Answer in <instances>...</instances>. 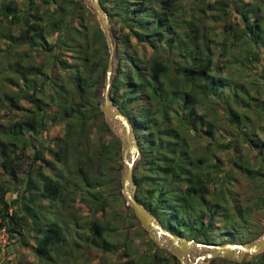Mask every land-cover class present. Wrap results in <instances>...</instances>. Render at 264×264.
I'll return each mask as SVG.
<instances>
[{
	"label": "trees",
	"instance_id": "1",
	"mask_svg": "<svg viewBox=\"0 0 264 264\" xmlns=\"http://www.w3.org/2000/svg\"><path fill=\"white\" fill-rule=\"evenodd\" d=\"M234 1L236 7L233 10L240 17L242 28L237 32L231 22L223 21L222 36L216 23L226 19L229 14L225 0L220 1L224 4L219 8L223 11L220 16L214 14L215 2L204 5L188 2L184 4L186 9L182 5L185 14L179 11L180 0H101L110 16H117L122 22L119 29H113L117 39L118 66L111 93L115 105L130 119L142 152L134 170L136 196L164 227L176 235L208 243L214 241L211 229L216 218L230 220L228 206L216 201L214 207H208L211 213L207 218L204 196L200 194L209 193L207 180L200 171L207 159L194 154L185 130L171 123L168 117L172 111L178 113L179 110L173 107L179 106L183 111L181 122L189 124V119H192L194 134L198 135L199 132L195 128L197 123H203L207 126V133L213 134L214 123L204 113H197L198 92L204 96L213 93L223 100L227 104L230 120L235 124L240 125L244 120L246 123L247 118L242 116L238 121L239 114L230 102L243 108L261 104L260 108L254 109L264 112V101L255 103V98L242 82L236 81L232 75L221 76L218 69V55L225 56L227 43L230 42L233 47L237 43L241 45L238 46L240 50L230 53L227 63L239 64L248 55L253 63H262L259 65L264 70V51L260 50L264 49V0ZM62 2L29 0L26 8H20L17 0H3L0 4V15L15 25L9 31L0 30V55H5L4 63L7 61L0 66V76L8 71L10 79L20 86L12 93L0 92V111L6 114L14 109H22L20 100L29 103V108H24L25 112H14L19 114L20 119L4 120L10 126L0 122V134L7 137V140H0V169L9 175L7 180L17 184H22L25 177L29 178L25 190L21 194L17 192V196L11 200L8 198L11 186L0 180V232L5 230L8 239H25L30 221L36 222L38 228L33 248L48 264L56 260L50 256L52 249L67 243L71 219L44 218L43 214L51 212L58 215L59 205L70 201L67 197L71 186L76 192L85 190L93 193V205L102 210L112 203L109 196H102L100 189L94 191L98 185H110H103L102 176L96 175L94 168L89 167L90 160H98L103 165H110L111 161L118 163L117 167L113 166L117 173L111 196L116 198V195H123L121 140L113 135L112 141L97 154H90L88 148L92 126L109 129L106 116L100 110L109 59L108 42L99 26L91 34L87 26L83 30H75L66 16L68 0ZM83 7L90 14L85 4H82ZM48 29L61 31L57 42H48L45 35ZM215 37L221 44L212 42ZM145 43L150 46L151 55L147 54L146 47L137 46ZM22 44H27L31 49L21 48ZM17 45L20 46L16 49ZM33 52L37 57L31 64L29 58ZM49 53L52 66L43 61L38 63L43 55ZM68 53H71V59ZM49 67L52 68L50 75L39 85L37 77ZM95 75H100L97 77L99 80L94 78ZM258 75L264 79L263 74ZM99 86L102 93L94 96L92 92ZM231 86L229 95L224 96L225 89ZM59 114L66 118L67 133L55 138L52 148L48 145L53 156L46 157L45 149L29 140L32 133L38 134L44 130ZM246 128L243 131L247 134ZM247 139L249 145L264 156V140L249 135ZM27 149H34L33 154H27ZM26 159L31 162L28 161L24 178L20 179L18 173ZM71 159L75 160L77 166L71 168L70 175L56 166L57 161L67 163ZM235 165L252 175H262L260 168L264 167V158L258 169L251 168L248 161L235 162ZM45 168L50 173H46ZM29 190L39 191L40 203L34 202L32 195L27 196ZM219 208L226 214L219 213ZM127 210L135 215L130 206H127ZM237 211V215H243L244 210L240 206ZM98 221L93 220L86 239L92 247L99 246L105 238L108 241L107 226L103 227ZM243 228V225L231 223L226 232L232 234ZM251 229L248 227L247 231ZM23 244L28 246V240ZM112 248L117 246L112 243ZM172 257L176 258L174 255ZM154 258L167 261L166 257L157 254Z\"/></svg>",
	"mask_w": 264,
	"mask_h": 264
},
{
	"label": "rangeland",
	"instance_id": "2",
	"mask_svg": "<svg viewBox=\"0 0 264 264\" xmlns=\"http://www.w3.org/2000/svg\"><path fill=\"white\" fill-rule=\"evenodd\" d=\"M36 1L38 2L39 0ZM220 1L221 0H201L198 2L197 0H180L179 11L182 10V12L186 14L183 9H186L184 4L188 2H193V4L198 2L202 5L215 2L216 6L214 14L220 16L223 11L219 8L224 5L222 4L223 2ZM2 2L3 0H0V4ZM17 2L20 8H26L29 0H17ZM225 2L228 3L226 8L229 14L226 19L220 20L216 23V26H218V30L222 36L223 34L221 29L224 25L223 21L226 23L231 22L234 25L233 29H237V32H240L242 28L241 19L237 15L236 11L233 10L234 7H236L234 4L235 1L225 0ZM82 4H85V6L90 9L88 7L87 0H68L66 16L68 22L74 25L75 30L80 31L84 29V26H87L91 34L95 28L99 26V23L91 9L89 14L84 7L82 8ZM187 11L188 13L191 12V10ZM108 15L112 30L115 27L119 29L122 24L121 19L114 15L110 16L109 13ZM14 26L15 25H12L4 16L0 15L1 31H9L10 28L12 29ZM17 30L19 31L20 29ZM60 33L61 31L54 32L53 30L48 29V31L45 32V35L48 42L53 43L57 42V38ZM116 40L117 39L115 38V41ZM133 41L135 43V38ZM212 42H219L218 37H215V41L213 39ZM219 43L221 44V42ZM2 44L5 46L4 42H2ZM22 45L23 46H21V48L23 49H31L27 44ZM138 45L146 47L147 54L151 55V48L148 44H137V46ZM239 45L241 44L237 43L236 47H233L229 42L227 43V53L225 56H222L221 54L218 55V62H220V66L224 67L220 68L219 66V72L223 77L232 75L236 81L239 80L242 82L247 89L250 90V95L255 98V103L264 101V79H261L260 75H258L260 73L264 76V70L262 66L259 65L262 63H253L251 59H249L248 55H245L242 58L243 61L239 62V64L227 63L230 53L233 50H240L238 47ZM18 46L20 45L15 46V48L17 49ZM260 50L264 51L262 48H260ZM49 56L50 53L48 55H43L38 63L43 61L47 62L49 66H52L53 60H51ZM67 56L69 59L72 58L71 53H68ZM4 57L5 55H0V66L7 63V61L4 63ZM36 57L37 54L33 52V55L29 58V63L32 64V61H34L33 59ZM13 59L14 58H9V60ZM117 59L118 58L116 57V66L114 69L115 74L118 66ZM51 71V67L44 69V74L37 77L39 85L43 83V81L47 78V75H50ZM98 76L100 75H95L94 78L99 80V78H97ZM17 87L19 88L20 86L16 85V81L14 83V81L10 79L8 71L2 72L0 76V92L9 91L12 93L13 90H18ZM230 89H232V86L225 89L224 96L229 95ZM101 90V86L96 87L92 94L94 96H100L102 93ZM197 97V113H204L206 118L214 123L215 129L213 134L207 133V126L203 123L196 124L195 128H197L199 132L198 135L194 134L193 129H191L195 126L192 119H189V124L181 122L183 119V111L179 109V106L173 107L174 109L179 110V112L176 113L172 111L169 114L168 120L175 126L185 130L188 144L194 154L202 155L207 159L206 165L200 170L203 178L207 180L209 185V193L200 192V194L204 196L205 205L207 207V218H209L211 213L208 207H214L216 201H219L222 204L224 203L228 206L227 212L229 213L230 220L227 221L226 218H216V222L211 229L214 235V241H212V243L224 244L228 242H256L264 233V167L260 168L261 161L264 156L260 155L258 149L249 145L247 136H254V138L261 137L264 140V112L261 111V109H258L261 107V104L257 106L252 105L253 108H243L239 104L230 102L232 107H234L235 111L239 114L238 121L244 116L247 118L246 123L244 120L241 122L240 126L237 123L235 124L231 122L230 115L226 111L227 104L223 100H220L216 94L210 93V95L204 96L198 92ZM20 105L22 106V109H14V111L9 112L10 115H8L9 113L5 114L3 111H0V122L4 123V120L14 119L15 121L20 119L19 114L16 113L18 114L16 115L14 112H25L24 108H29V103L25 102V100H20ZM254 107L258 108L254 109ZM4 124H7V127L10 126L8 125V121ZM243 128H246L245 130H247V134L243 131ZM7 129L8 128L5 130ZM119 132H121V128L116 124H113L112 126L109 125V129H100L99 126H92L89 133L90 145H88L90 154H97L101 152L104 145L112 141L113 135L120 139L118 136ZM66 133V118L64 119L63 116L59 114L55 118V121L50 125H47L44 130L39 131L38 134L32 133L34 138L32 136V139H30L31 141L29 140V142H34L37 145L42 146V148L46 151V157H50L52 153L50 154L51 150L49 151L48 145L52 148L56 142L55 138H61L66 135ZM211 135L213 137H211ZM0 140H7V137L0 134ZM33 150L34 149H27V154H33ZM120 153L123 163L122 142L120 143ZM25 158H28V156ZM28 161L31 162V160L26 159L25 164L22 166V170L20 171L21 173H18L20 179L24 178V171L25 169L27 170L29 165ZM244 161H248L251 168H260L262 175H252L235 165V162L242 163ZM117 165L118 163L114 164L113 161H111L110 165H103L102 163H99L98 160L89 161V167L91 166L94 168V173L102 176L101 179L104 182L103 185L106 183L110 185V187H100V185H98L94 190L96 191L100 189L103 197L109 196V198L112 199V201H110L112 202L111 205H106L105 210L93 205V201L95 200L93 193H88L85 190H78V192H76L75 189H73V186H71L69 188L70 194L67 197L70 201L66 204L59 205V208L57 209L59 210V216L52 214L51 212L43 214L44 218L52 216L58 217L60 220H63L62 218L64 217L71 219L69 222L70 231L67 232L66 235L67 243H63L60 246L55 247V249H52L53 252L51 251L50 253V256L56 259L53 264H181L177 257H172L174 254L171 250L158 246L149 233L142 227L138 218L127 210V201L123 195L121 196L119 194V196H117L115 190L114 194L116 195V198L111 196V187L117 173L113 169V166L117 167ZM56 166L70 175L71 168L73 166L75 168L77 165L75 160L71 159L67 163L57 161ZM125 169L124 165V168L120 170V175L122 174L121 178H123L125 174ZM44 170L46 173H50L48 169L45 168ZM8 177L9 175L0 169V180L11 186V191L8 193V198L11 200L17 196V192L21 194L25 190L26 185L29 183V178L25 177L22 184L20 182L17 184L12 180H7L6 178ZM38 194L39 191L37 190H29L27 196L32 195L34 202L40 203L38 200ZM43 202L46 203V201ZM239 206L244 210L242 216L237 215V208ZM185 212H187V210ZM219 213L226 214L223 213L222 208H219ZM94 219L97 221L99 220L98 222H100L103 227L107 226L106 237L108 241H106L105 238L99 246L92 247L89 246V242L86 239L90 234V227ZM231 223L243 225L244 228L242 230H235L232 234H229L226 231L229 230L228 227ZM245 223L248 225L245 226ZM30 224L31 226L29 225V229L26 230L25 239L22 237L21 240L17 237L8 239V235L5 230L0 232V264H48L47 261L42 259V257H40L33 248L36 243L34 236L36 234V229L38 228L36 225L38 224L34 221H30ZM248 227H252L250 232L247 231ZM144 230L147 233H145ZM25 240H28V246H24L23 242ZM78 242H80L79 245L77 244ZM112 243L113 246L116 245L117 248H112ZM192 247H194L192 253L193 259H195L198 254V256H200L199 250L201 249L204 250L202 251L203 253L207 251L210 252L209 250L199 246H191V248ZM155 254L160 257H166L167 261L154 258ZM216 259L218 260L214 261ZM216 259L208 258V260L204 263L198 264H238L244 262L261 264L264 262V250L257 255H245L242 262L221 257Z\"/></svg>",
	"mask_w": 264,
	"mask_h": 264
},
{
	"label": "water",
	"instance_id": "3",
	"mask_svg": "<svg viewBox=\"0 0 264 264\" xmlns=\"http://www.w3.org/2000/svg\"><path fill=\"white\" fill-rule=\"evenodd\" d=\"M87 1L88 7L98 20L99 27L104 31L109 46V59L106 68L105 85L102 96L103 101L100 105V110L104 116H106L105 118L108 125L112 126L113 124H116L121 128V132L118 133V136L122 142V159L126 168L122 180V193L127 201V205L133 209V212L140 221L142 227L149 233L158 246L171 250L181 264H197V261L200 260L201 257H208L210 259L221 257L242 262L245 255H257L262 252L264 250V233L256 242L245 243L228 242L217 244L196 241L188 238L186 239L164 227L154 214L138 200L136 196L137 185L134 181V170L138 160L142 157V152L134 134L130 119L118 108V106L115 105L111 93L113 77L115 74L114 69L116 66L117 44L110 24L108 12L102 5L103 3H101V0ZM162 236H165V240L161 239ZM191 246H199L210 252L207 251L203 255L198 256L196 261L187 263L185 261V256L188 254ZM235 249L242 250V254H235Z\"/></svg>",
	"mask_w": 264,
	"mask_h": 264
},
{
	"label": "bare ground",
	"instance_id": "4",
	"mask_svg": "<svg viewBox=\"0 0 264 264\" xmlns=\"http://www.w3.org/2000/svg\"><path fill=\"white\" fill-rule=\"evenodd\" d=\"M161 239H162V240H165V236H162ZM190 248H191V247H190ZM192 248H193V249H192ZM192 248L188 251V254H186V256H185V261H186L187 263H190V262H194V261H196V260H197L196 258H197L198 255H199V254L196 255V258L193 259V254H192V253H193L194 247H192ZM199 249H200V248H199ZM195 250H196V249H195ZM199 251H200V255H203V254H204V253L202 252V251H204V250L201 249V250H199ZM242 252H243V251H242V250H239V249H235V250H234V253L237 254V255L242 254ZM206 260H208V257H201L200 260L197 261V264H198V263H204Z\"/></svg>",
	"mask_w": 264,
	"mask_h": 264
}]
</instances>
